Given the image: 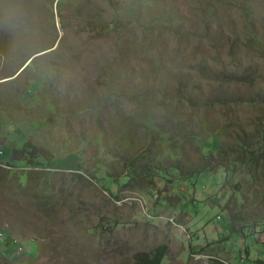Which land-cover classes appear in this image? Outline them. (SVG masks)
Segmentation results:
<instances>
[{
	"label": "rangeland",
	"instance_id": "1",
	"mask_svg": "<svg viewBox=\"0 0 264 264\" xmlns=\"http://www.w3.org/2000/svg\"><path fill=\"white\" fill-rule=\"evenodd\" d=\"M263 225L264 0H0V264H259Z\"/></svg>",
	"mask_w": 264,
	"mask_h": 264
},
{
	"label": "trees",
	"instance_id": "2",
	"mask_svg": "<svg viewBox=\"0 0 264 264\" xmlns=\"http://www.w3.org/2000/svg\"><path fill=\"white\" fill-rule=\"evenodd\" d=\"M212 141H210V144L208 146V152L210 153L212 151V149L214 148H218L219 149V145L218 143H216V140L213 138H211ZM27 152L29 153L31 151L30 148L25 147ZM31 153V152H30ZM263 229H264V225H263ZM0 236H3V233H0ZM166 250V245L162 244V245H158L157 247H155L152 251L149 252H144L142 254H137L135 257V264H160L162 257L165 253ZM259 264H264V262H262L261 260L257 261Z\"/></svg>",
	"mask_w": 264,
	"mask_h": 264
},
{
	"label": "built area",
	"instance_id": "3",
	"mask_svg": "<svg viewBox=\"0 0 264 264\" xmlns=\"http://www.w3.org/2000/svg\"><path fill=\"white\" fill-rule=\"evenodd\" d=\"M10 243L13 244V245H21L20 241L18 240H10Z\"/></svg>",
	"mask_w": 264,
	"mask_h": 264
},
{
	"label": "crops",
	"instance_id": "4",
	"mask_svg": "<svg viewBox=\"0 0 264 264\" xmlns=\"http://www.w3.org/2000/svg\"><path fill=\"white\" fill-rule=\"evenodd\" d=\"M7 242H8V239L6 241V244H8ZM0 258L3 260H8V258H6V256L2 255L1 253H0Z\"/></svg>",
	"mask_w": 264,
	"mask_h": 264
},
{
	"label": "bare ground",
	"instance_id": "5",
	"mask_svg": "<svg viewBox=\"0 0 264 264\" xmlns=\"http://www.w3.org/2000/svg\"><path fill=\"white\" fill-rule=\"evenodd\" d=\"M19 250V249H18ZM20 251V250H19Z\"/></svg>",
	"mask_w": 264,
	"mask_h": 264
}]
</instances>
